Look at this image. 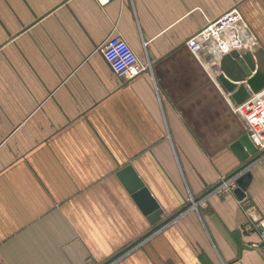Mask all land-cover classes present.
I'll return each instance as SVG.
<instances>
[{
    "label": "crops",
    "instance_id": "0c3cea01",
    "mask_svg": "<svg viewBox=\"0 0 264 264\" xmlns=\"http://www.w3.org/2000/svg\"><path fill=\"white\" fill-rule=\"evenodd\" d=\"M230 10L264 72V0H0V264H264V152L186 46Z\"/></svg>",
    "mask_w": 264,
    "mask_h": 264
},
{
    "label": "built area",
    "instance_id": "2783aa9c",
    "mask_svg": "<svg viewBox=\"0 0 264 264\" xmlns=\"http://www.w3.org/2000/svg\"><path fill=\"white\" fill-rule=\"evenodd\" d=\"M101 4L109 0H98ZM238 13L235 10L221 16L208 24L186 41L188 50L198 59L208 53L217 58L220 53H230L232 49L245 41ZM103 58L117 77L135 78L144 74L149 68L148 63L138 59L134 51L122 38L107 40L100 47ZM231 112L239 118L246 129L249 140L258 152H264V90L251 94L242 104H230ZM239 174L222 180L216 187V192H230L235 188ZM246 226L247 231H256L260 241L252 248L260 251L264 256V220L257 224Z\"/></svg>",
    "mask_w": 264,
    "mask_h": 264
},
{
    "label": "water",
    "instance_id": "95a60500",
    "mask_svg": "<svg viewBox=\"0 0 264 264\" xmlns=\"http://www.w3.org/2000/svg\"><path fill=\"white\" fill-rule=\"evenodd\" d=\"M218 60L221 70L218 80L224 87L232 104L240 105L251 94H256L264 90V72L256 67L249 54L239 59L235 52L220 53ZM239 142L242 145H251L248 136H245ZM252 149L254 151V147ZM252 149H250V152ZM142 193L146 194L144 190Z\"/></svg>",
    "mask_w": 264,
    "mask_h": 264
},
{
    "label": "rangeland",
    "instance_id": "374dc122",
    "mask_svg": "<svg viewBox=\"0 0 264 264\" xmlns=\"http://www.w3.org/2000/svg\"><path fill=\"white\" fill-rule=\"evenodd\" d=\"M230 11H232V10H230ZM230 11H228L227 13H229ZM227 13H225V14H227ZM225 14H224V15H225Z\"/></svg>",
    "mask_w": 264,
    "mask_h": 264
}]
</instances>
